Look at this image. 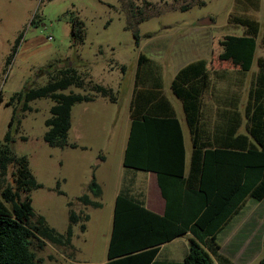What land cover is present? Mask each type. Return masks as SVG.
Here are the masks:
<instances>
[{"label":"rangeland","instance_id":"1","mask_svg":"<svg viewBox=\"0 0 264 264\" xmlns=\"http://www.w3.org/2000/svg\"><path fill=\"white\" fill-rule=\"evenodd\" d=\"M128 3L129 0H0V149L5 136L10 134L9 147L27 157L29 169L40 183L30 190L33 210L58 232L66 231L70 209L89 215L87 220L73 224L71 243L58 245L46 241L41 248H33L44 264H101L107 259L113 192L123 189L128 179L121 157L128 128V90L135 76L138 52L151 54L147 47L140 46L159 41L169 51L178 50L189 38L205 36V50L199 52L206 54L211 35L243 33L242 25L229 22L231 15L245 13L261 25L264 21V0H133L142 14H150L136 25V37L133 27H127L128 21H132ZM74 16L83 22L82 42L72 38ZM206 17L212 23L203 25L204 30L199 32V21ZM257 41V56H261L264 48L260 37ZM100 49L102 53L98 52ZM113 50L126 66L124 71L118 68L113 74L119 80L117 102L99 106H84L85 101L72 104L67 140L83 142L85 146L59 147L47 143L43 137L48 129L46 120L56 101L47 96L37 97L23 111L25 91L47 83L52 72L68 65L96 81L95 75L113 57ZM228 71L226 79L214 82L216 91L221 95L242 92L238 79L243 77ZM250 75L246 73L247 83ZM69 90L82 91L71 86L64 92ZM205 98L207 101L208 95ZM212 102L210 98L207 103L210 106ZM13 114L16 116L9 126ZM98 150L104 156L102 162ZM95 168L105 177L104 191L99 196H93L88 189ZM13 169L9 167L6 178L11 185ZM136 173L138 185L143 174ZM3 185L0 181V188ZM83 193L90 194L100 205H84L78 200ZM217 241L220 253L234 264H258L264 258V199L247 198L219 232ZM187 249V236L170 241L162 247L155 264L180 263Z\"/></svg>","mask_w":264,"mask_h":264},{"label":"trees","instance_id":"2","mask_svg":"<svg viewBox=\"0 0 264 264\" xmlns=\"http://www.w3.org/2000/svg\"><path fill=\"white\" fill-rule=\"evenodd\" d=\"M127 8L132 18L127 27H133L137 37L136 25L150 14H142L133 0H129ZM229 22L242 25L243 33L214 35L212 57L216 61H230L241 77L257 60L258 71L250 83L244 113L238 109L239 98L234 91L221 95L215 89L216 80L226 79L229 73L226 68L209 70L207 60L201 58L177 71L171 88L182 100L193 143L191 166L185 175L183 135L178 120L173 113L164 116L140 114L138 94L135 95L131 102V125L123 164L157 174L166 208L160 215L118 193L107 259L102 264H151L162 243L187 232L190 234L188 250L182 264H234L220 253L218 234L247 198L257 201L264 198V54L255 57L258 37L264 48V21L261 25L253 16L241 13L231 15ZM71 24L74 42H82L83 22L74 16ZM149 60L140 52L138 69ZM71 86L82 91L64 92ZM20 95L22 97V93ZM206 95L208 99L205 98L204 103ZM41 96L56 101L52 115L46 120L48 129L43 137L50 145L59 147L77 146L67 140L74 102L91 101L97 96L112 102L117 100L113 88L94 81L70 65L52 72L47 83L28 88L23 97V111L30 100ZM210 98L213 102L209 106ZM15 116H11L9 126ZM244 118L246 125H241ZM5 140L0 149V181L4 184L0 188V264H44L33 248H41L46 241L58 245L71 243L73 224L87 220L89 215L70 209L64 233L50 226L43 215H36L30 190L40 183L31 173L27 157L16 154L9 147L11 135L7 133ZM10 166L14 167L11 171L14 185L6 181ZM88 189L93 196L101 194L94 176ZM191 189L196 190L194 195ZM188 197L195 199L192 212L186 213ZM78 200L84 205H100L88 193L80 195ZM84 227L82 223L81 228ZM258 264H264V258Z\"/></svg>","mask_w":264,"mask_h":264},{"label":"crops","instance_id":"3","mask_svg":"<svg viewBox=\"0 0 264 264\" xmlns=\"http://www.w3.org/2000/svg\"><path fill=\"white\" fill-rule=\"evenodd\" d=\"M202 27H197L199 32H202L204 30L203 25H200ZM197 30V29H196ZM214 36V35H213ZM213 36H210L211 40V46L210 50H207L206 54L205 51L199 52L202 48L205 50V36L204 37H198V38H189V41L185 46H181L178 50H175V48L170 49L167 47L166 44H162L159 41L157 42H145L140 46L141 47H147L151 54L147 55L145 54L150 60L143 62L142 66L138 69V55L140 52H138L137 55V62H136V69H135V76L132 82L130 83L129 90H128V96H127V121H128V128H127V134L125 136V141L122 144L121 148V157L123 160L124 152L128 140L130 125H131V117H130V111H131V102L135 95L138 94V107L140 108V114L142 113H151L153 115H169L174 114V117L178 120L179 125L181 127V132L183 135V146H184V171L185 175L188 174L191 166V156L193 151V143H192V137L189 131L188 122L186 119L185 110L183 107L182 100L178 98L172 91L171 88V82L177 73L179 69H181L183 66L188 64L189 62H192L197 59L204 58L207 60L206 67L209 70L213 69H222L226 68L227 70L234 71V73L239 74L241 77V73H239L236 67H234L230 61H216L212 57V38ZM186 42V40H185ZM190 47H189V44ZM114 49V48H112ZM208 49V46H207ZM257 51L255 57L257 58ZM99 53H102V50L100 49L98 51ZM115 50H113V57L109 58L107 60V63H103L104 65L101 67L100 71L95 75V80L105 86H109L113 88L115 92H117L118 88V82L113 74L115 70L118 68H121V71H124L126 66L121 60L117 59L114 56ZM143 53V52H142ZM256 67L253 66L250 71H248L250 75V79L247 81L245 80L246 73L243 74V80L238 83L241 84L242 92H236L235 94L239 98V106L238 109L240 110L241 114L245 111V105L247 101L248 96V90L250 83L252 79L254 78V75L258 71V64L257 60L255 59ZM89 63V62H87ZM91 66L89 67L90 70ZM137 77V82H136ZM119 78V77H117ZM121 78V77H120ZM162 90L161 93H158L157 91ZM164 94V95H163ZM243 98H245L244 103H242ZM110 101L106 97L97 96L95 99L91 101L85 102L86 105L84 106H90L91 104L100 105V104H107V103H116ZM204 103H205V96H204ZM86 108V107H84ZM204 114H205V105H204ZM241 125H246V118L242 120ZM80 126V125H79ZM79 146H85L83 142H77L74 141ZM97 155L100 156V162L104 161V156L100 150H98ZM125 167V166H124ZM125 172H128V179L123 189H116L113 192V209L115 204V199L118 193H123L124 195L129 196L130 198L140 202L143 204L144 207L147 209L157 213V214H164L165 208H166V199L163 196L161 189L158 184L157 180V174L152 170H137L142 172V180L138 185L135 183V177L137 175V171H134L136 169L125 167ZM97 171V168H95L94 177L97 181V183L100 185L101 188V194L104 191L105 187V177L103 175H100ZM193 195L196 191L195 189L190 190ZM194 197H188L186 201L187 207H185V211L192 212V204ZM264 199V198H263ZM113 216V212H112ZM189 232L186 234H182L179 236H176L170 241H174L182 236L189 237ZM170 241L164 242L159 246V250L151 262V264H155L157 256L160 254L162 247L169 243ZM188 250V249H187ZM187 253V252H186ZM185 253V254H186ZM183 255L181 262L183 261V258L185 256ZM180 262V263H181ZM103 263V262H102ZM101 263V264H102ZM176 263V264H180Z\"/></svg>","mask_w":264,"mask_h":264},{"label":"water","instance_id":"4","mask_svg":"<svg viewBox=\"0 0 264 264\" xmlns=\"http://www.w3.org/2000/svg\"><path fill=\"white\" fill-rule=\"evenodd\" d=\"M199 23L201 25H207V24H211L212 23V20H211L210 17H206V18H203L202 20H200Z\"/></svg>","mask_w":264,"mask_h":264},{"label":"built area","instance_id":"5","mask_svg":"<svg viewBox=\"0 0 264 264\" xmlns=\"http://www.w3.org/2000/svg\"><path fill=\"white\" fill-rule=\"evenodd\" d=\"M48 38H49V39H51V38H52V36H51V35H49V36H48Z\"/></svg>","mask_w":264,"mask_h":264}]
</instances>
